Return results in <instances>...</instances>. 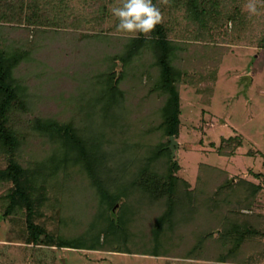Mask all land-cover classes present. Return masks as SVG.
Segmentation results:
<instances>
[{
  "label": "trees",
  "instance_id": "1",
  "mask_svg": "<svg viewBox=\"0 0 264 264\" xmlns=\"http://www.w3.org/2000/svg\"><path fill=\"white\" fill-rule=\"evenodd\" d=\"M6 2L0 1L2 21L7 20V10L11 9L10 4L11 7L13 5ZM13 2L50 11L59 21H65L74 28L91 23L92 33L82 34L79 41L83 48L68 49L78 55L83 51L89 57L94 55L98 58L91 68H82L84 73L95 75L102 84H99L98 97H90L99 104L98 111L91 109L92 100L85 103L75 97L64 100L65 103L62 101L60 106L44 102L38 104L36 100L44 99L46 90H52L53 84H62L60 77L65 73L58 78L55 69H48L44 64L43 59L49 55L46 48H21L14 41L16 36L0 34V157L6 159L5 166L0 167V185L10 184L4 194L7 201L4 215H10L12 220H16L18 215L25 219V240L32 245L108 251L112 250V241L125 239L121 217L114 218L113 213L116 203L123 197L126 202L123 211L128 213L140 206H162L161 213H155L152 231L155 239L165 237V230L172 226L171 214L182 199L177 195L180 186L191 191L189 182L178 176L179 163L171 159L168 148L169 138L177 137L180 131L178 87L185 73L173 63L183 43L168 37L169 32H175L176 22L180 23L183 18H179V22L178 16L170 18V15L182 11L192 16L193 23L196 20L203 23L206 19L216 22L214 9L217 1L153 0L162 14L169 16H163L162 23L154 31L137 37L127 32L117 37L101 32L104 29L119 31L118 20L111 9L119 6L121 0ZM0 28L8 30L4 25ZM109 44H113L112 48ZM144 48L146 54L140 55L144 57L145 65L154 70V78L133 88L139 100L136 108L116 114L114 110L122 104L121 98H125L123 79L128 73V69L117 73L116 59L127 64ZM82 68L77 67L74 71L79 74L77 70ZM41 80L43 85H40ZM81 87L82 83L76 94L81 92ZM203 90V98H208L211 90ZM36 91L38 96L33 95ZM24 103L28 107L34 104L40 113L51 114H35L30 118L18 114L15 118L18 124L14 126L12 122L9 125L10 110L16 106L23 113L20 107L23 108ZM32 131L37 134V139L31 142L29 134ZM23 150L31 155L29 163L21 162ZM228 179L225 169L211 164L198 166L193 190L196 188L199 192L197 200L200 202V197L205 200L216 198L211 208L215 212L210 213L213 217L225 216L220 208L234 202L232 197H224L232 188ZM238 181L247 185L251 197L258 200L261 197L264 205L261 185L242 178ZM53 210L56 213L53 219L57 221L54 227L50 229L35 222L36 217L47 216ZM200 211L199 206H191L195 217ZM86 217L92 219L90 223L82 220ZM149 227L147 225L146 228ZM153 246L154 249L163 247L161 243ZM200 250L202 258L221 260V256Z\"/></svg>",
  "mask_w": 264,
  "mask_h": 264
},
{
  "label": "rangeland",
  "instance_id": "2",
  "mask_svg": "<svg viewBox=\"0 0 264 264\" xmlns=\"http://www.w3.org/2000/svg\"><path fill=\"white\" fill-rule=\"evenodd\" d=\"M216 1V22L206 19L203 23L198 20L193 23L192 16L182 11L170 15V18H183V21L179 19L180 23L176 22L175 32H169L168 37L183 43L173 63L185 73L178 87L180 131L174 137L176 144L171 145L169 138L168 148L171 159L179 163L178 176L189 182L191 191L180 186L177 195L182 199L171 214L172 226L165 230V237L155 239L152 231L155 213H161L162 206H140L128 213L123 211L126 202L121 197L113 213L114 218L121 217L126 235L123 241L120 238L111 242L112 250L32 245L25 240V219L18 215L16 220H12L10 215H4L7 204L5 189L10 186L6 184L0 185V264H264L262 198L251 197L247 185L238 181L242 178L259 184L264 194V0ZM9 2L6 4L12 2L13 5L11 7L10 4L11 9L7 10L8 18L0 20V26L4 25L8 30L0 28V34L16 36L14 41L21 48H46L49 55L43 59L44 64L48 69L54 68L58 78L62 73L68 77L61 76L62 84H53L52 90H46L44 99L40 98L36 103L60 106L62 101L75 97L85 103L92 100L91 109L98 111L99 104L93 98L98 97L99 84L102 83L95 75L83 72L84 67L91 68L96 64L98 58L94 55L89 57L83 51L78 55L68 49L83 48L79 41L82 34L92 33L91 23L74 28L65 21H59L54 13L42 11L35 5ZM250 2L257 7L254 14L248 10ZM163 16L167 18L169 15ZM101 32L112 37L124 33L114 29ZM109 45L112 48L113 44ZM141 51L127 64L116 59L117 73L128 69L123 79L125 98H121L122 104L114 110L116 114L136 108L139 100L133 88L154 78V70L145 65V59L140 55L146 54L143 52L145 48ZM187 55L192 57L187 58ZM77 67H83L77 70L79 74L75 72ZM80 83L81 92L76 94ZM40 85H43L42 80ZM206 88L211 93L204 99L202 94ZM37 92L33 95L38 96ZM16 109L15 106L10 110L9 125L12 122L14 126L18 124L15 120L18 114L24 118L51 114L40 113L34 104L28 107L24 103V107H20L23 113ZM29 139L35 141L37 134L30 132ZM21 155L23 164L32 161L28 151L23 150ZM5 164L6 159L1 156L0 167ZM199 164H211L228 172V184L231 182L232 188L224 197H232L234 202L220 208L225 216L220 213L216 217L211 216L210 213L215 212L211 208L216 198L205 200L200 197L202 201L197 200L199 192L193 187ZM53 200L50 201L54 203ZM191 206H199V216L195 217ZM54 211L47 214L48 217L44 216L45 219L36 217L35 222L51 229L57 224L53 219ZM82 220L90 223L92 219L86 217ZM145 225L151 227L146 228ZM159 243L163 247L154 249L153 245ZM200 249L209 251V255L221 256V260L202 258Z\"/></svg>",
  "mask_w": 264,
  "mask_h": 264
},
{
  "label": "clouds",
  "instance_id": "3",
  "mask_svg": "<svg viewBox=\"0 0 264 264\" xmlns=\"http://www.w3.org/2000/svg\"><path fill=\"white\" fill-rule=\"evenodd\" d=\"M248 10L256 13V4L250 2ZM111 13L118 20L117 29L133 37L154 31L163 20V14L153 0H121L119 6L111 9Z\"/></svg>",
  "mask_w": 264,
  "mask_h": 264
},
{
  "label": "water",
  "instance_id": "4",
  "mask_svg": "<svg viewBox=\"0 0 264 264\" xmlns=\"http://www.w3.org/2000/svg\"><path fill=\"white\" fill-rule=\"evenodd\" d=\"M171 145H173V144H176V141H175V138H174V136H171Z\"/></svg>",
  "mask_w": 264,
  "mask_h": 264
}]
</instances>
